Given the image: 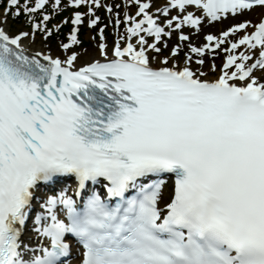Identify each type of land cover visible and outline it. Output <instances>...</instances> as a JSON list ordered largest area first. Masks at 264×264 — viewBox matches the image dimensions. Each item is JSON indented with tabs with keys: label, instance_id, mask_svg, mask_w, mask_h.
Wrapping results in <instances>:
<instances>
[{
	"label": "snow or ice",
	"instance_id": "1",
	"mask_svg": "<svg viewBox=\"0 0 264 264\" xmlns=\"http://www.w3.org/2000/svg\"><path fill=\"white\" fill-rule=\"evenodd\" d=\"M0 7V264H264V0Z\"/></svg>",
	"mask_w": 264,
	"mask_h": 264
},
{
	"label": "bare ground",
	"instance_id": "2",
	"mask_svg": "<svg viewBox=\"0 0 264 264\" xmlns=\"http://www.w3.org/2000/svg\"><path fill=\"white\" fill-rule=\"evenodd\" d=\"M246 15H249V16H250V14H246ZM250 17H253V15H251ZM249 19H250V18H249ZM7 29L10 30V23H8V25H7ZM24 43H25V44H28L29 42H28V41H24ZM31 48H32L33 51H36V50H44V51H48V50H49V49L46 48L44 45H42V44H36V43L32 44V45H31ZM52 54H53V55H60V53H58V52H56V51H53Z\"/></svg>",
	"mask_w": 264,
	"mask_h": 264
},
{
	"label": "rangeland",
	"instance_id": "3",
	"mask_svg": "<svg viewBox=\"0 0 264 264\" xmlns=\"http://www.w3.org/2000/svg\"><path fill=\"white\" fill-rule=\"evenodd\" d=\"M0 12H1V10H0ZM24 26H14L13 24H12V26H11V32H15L16 30H18V29H21V28H23ZM202 40V39H201ZM200 40V41H201ZM200 41L198 42V43H200ZM41 42H43V43H47V41H45V40H38V39H36V41H35V43H41ZM93 48H95V46L93 45ZM92 49V48H91Z\"/></svg>",
	"mask_w": 264,
	"mask_h": 264
}]
</instances>
